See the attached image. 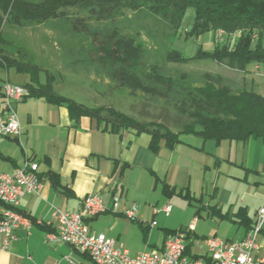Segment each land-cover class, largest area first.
<instances>
[{"label": "crops", "instance_id": "1", "mask_svg": "<svg viewBox=\"0 0 264 264\" xmlns=\"http://www.w3.org/2000/svg\"><path fill=\"white\" fill-rule=\"evenodd\" d=\"M17 75L21 76L17 82H28L27 77ZM16 112L22 136H0V172L13 174L33 161L39 165L44 185L39 195H26L19 207L34 223L32 228L18 231L17 241L7 250L0 234V264H69L67 258L77 264H95L67 244L49 243L46 236L53 227L36 224L50 221L55 210L78 211L91 194L103 197L110 209L114 198L119 199L116 211L89 219L88 224L92 233L114 239L132 257L147 250L161 251L171 233L184 230L187 255L207 259V238L242 240L264 206L257 180L252 194L245 193L238 201L233 200L232 191L219 186L221 162L213 148L245 143L217 144L195 136L196 141H181L172 149L164 141L153 149L148 133L114 134L87 117L75 124L65 107L40 98L23 99L17 103ZM263 166L264 159V173ZM239 168L244 181L260 174L248 162ZM213 169L218 173L214 178ZM134 204L140 221L124 216L125 209ZM168 205L172 206L169 216L160 211ZM257 242L255 258H264V229Z\"/></svg>", "mask_w": 264, "mask_h": 264}, {"label": "rangeland", "instance_id": "2", "mask_svg": "<svg viewBox=\"0 0 264 264\" xmlns=\"http://www.w3.org/2000/svg\"><path fill=\"white\" fill-rule=\"evenodd\" d=\"M194 17L195 11L189 9L182 28L175 31L165 20L145 9H124L108 15L96 8L80 7L69 10L65 16L43 22H26L22 26L6 24L3 38L9 46L6 53L21 63L36 66L42 72L41 82L45 83L46 77L52 78L55 93L90 110L100 109L102 115L108 118H112L111 112L120 113L141 124H163L178 133L194 121L180 110V93L184 90L201 87L205 83H221L233 92L247 88L264 96V72L257 67L244 73L210 59L187 62L168 59L173 49L192 58L198 48L212 51L216 44L224 42L222 31L198 39L187 37ZM116 34L119 38L133 39L140 48L141 55L134 66L103 59V54H100V42L110 40ZM124 72L138 80L142 87L153 91L147 92L139 84L135 86L124 80ZM3 77L0 105L5 97L6 85L24 88L27 95L23 99L29 96L25 87L30 81L29 76H25L27 83L17 82L21 76L14 70L3 73ZM19 102L12 103L16 115L14 105L17 108ZM197 139L192 135H181L183 142ZM217 149L213 148V152L221 162L219 186L232 191L233 200L236 198L235 201H238L245 193L247 196L252 194L256 188L254 181L257 180L260 182V200H264V173L261 170L263 142L252 138L243 146L234 143L230 148L224 143ZM247 162L260 174L248 176L246 182L239 166ZM212 173L213 178L218 174L214 169ZM184 232L187 234V231Z\"/></svg>", "mask_w": 264, "mask_h": 264}, {"label": "trees", "instance_id": "3", "mask_svg": "<svg viewBox=\"0 0 264 264\" xmlns=\"http://www.w3.org/2000/svg\"><path fill=\"white\" fill-rule=\"evenodd\" d=\"M80 7L96 8L108 15L124 9H145L165 20L175 31L182 28L187 11L193 9L195 17L187 37L198 39L222 31L224 42L216 44L212 51L198 48L192 58L173 49L168 59L174 62L210 59L248 73L254 67L264 72V0H0V83L4 82L1 73L10 70L29 76L30 81L25 86L29 92L28 97L65 107L75 124L87 117L95 121L99 128L114 134L125 131L136 135L148 133L153 149H157L162 141L172 149L181 142V135H194L217 144L224 141L246 144L254 138L261 140L264 145V96L253 89L233 92L221 83H205L201 87L182 91L180 110L194 121L174 133L163 124H141L115 112H111L112 118H108L102 115L100 109L90 110L83 104L55 93L52 78L46 77L45 83L41 82L42 72L36 66L21 63L6 53L9 47L3 38L6 24L22 26L26 22H43L65 16L69 10ZM100 43L99 52L103 54V59L129 63V67L134 66L141 55L133 39L119 38L117 34ZM43 74L47 76V73ZM123 78L135 86L139 84L138 80L125 72ZM139 85L147 92L153 91ZM204 260L209 262L208 259Z\"/></svg>", "mask_w": 264, "mask_h": 264}, {"label": "built area", "instance_id": "4", "mask_svg": "<svg viewBox=\"0 0 264 264\" xmlns=\"http://www.w3.org/2000/svg\"><path fill=\"white\" fill-rule=\"evenodd\" d=\"M27 95L22 87L5 86V97L0 109V136L20 138L22 129L17 115L12 110V103L19 102ZM44 180L39 174V165L27 161L23 168L13 174L0 172V203H15V210L0 209V234L4 237L3 249L7 250L12 242L17 241V232L29 231L34 223L19 212L22 199L26 195H39L43 190ZM119 199L114 198L112 208H108L103 197L91 194L82 202L81 208L73 213L55 210L51 220L37 221L38 225L53 227L47 234L49 243H64L81 254L88 255L95 264H264V258H255L259 250L258 236L264 229V206L256 214L253 229L240 241H225L219 237L205 240L207 262L201 258H192L186 254L187 234L178 231L170 235L161 251H143L132 257L127 249L118 246L116 241L105 235L92 233L89 219L109 211H116ZM167 216L172 211L168 205L161 209ZM159 210H155L158 213ZM124 216L131 221H140V212L136 204L125 209ZM156 226V223H153ZM69 264H77L67 258Z\"/></svg>", "mask_w": 264, "mask_h": 264}, {"label": "bare ground", "instance_id": "5", "mask_svg": "<svg viewBox=\"0 0 264 264\" xmlns=\"http://www.w3.org/2000/svg\"><path fill=\"white\" fill-rule=\"evenodd\" d=\"M2 209L3 210H15V203L10 201H3L2 202Z\"/></svg>", "mask_w": 264, "mask_h": 264}, {"label": "water", "instance_id": "6", "mask_svg": "<svg viewBox=\"0 0 264 264\" xmlns=\"http://www.w3.org/2000/svg\"><path fill=\"white\" fill-rule=\"evenodd\" d=\"M14 109H16V105H14Z\"/></svg>", "mask_w": 264, "mask_h": 264}]
</instances>
